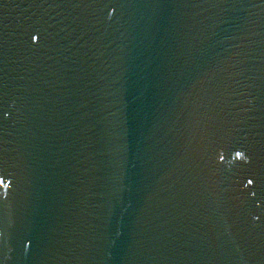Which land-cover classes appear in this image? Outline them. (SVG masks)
Wrapping results in <instances>:
<instances>
[{"label":"water","instance_id":"obj_1","mask_svg":"<svg viewBox=\"0 0 264 264\" xmlns=\"http://www.w3.org/2000/svg\"><path fill=\"white\" fill-rule=\"evenodd\" d=\"M0 264H264V0H0Z\"/></svg>","mask_w":264,"mask_h":264}]
</instances>
